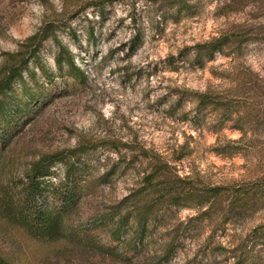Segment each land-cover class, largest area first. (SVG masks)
<instances>
[{
	"label": "rangeland",
	"instance_id": "1",
	"mask_svg": "<svg viewBox=\"0 0 264 264\" xmlns=\"http://www.w3.org/2000/svg\"><path fill=\"white\" fill-rule=\"evenodd\" d=\"M223 1L190 0L195 8L187 15L165 0H0V80L19 64L18 54L29 57L37 45L22 78L0 94V194L16 193L41 159L67 150L80 147L77 158L85 168L81 199L66 212L65 237L33 238L0 216V258L10 264H233L216 246L236 244L264 221V212L222 228L216 210L192 219L199 214L196 201L176 203L159 188L138 210L136 198L125 200L147 166L142 147L169 163L171 178L192 176L200 187L250 177L247 157L212 151L218 138L241 136L232 129L235 114L222 121L219 134L185 117L196 112L191 94L209 88L238 94L237 73L263 70L264 49L234 45L202 69L173 71L167 64L184 48L252 17L248 11L223 15ZM180 97L185 100L176 106ZM221 110L207 108V122L220 119ZM51 168L56 180L63 178L64 165ZM106 172L108 180L97 184ZM46 202L61 208L52 191ZM146 203L160 217L140 236L136 218ZM174 240L177 249L166 257Z\"/></svg>",
	"mask_w": 264,
	"mask_h": 264
},
{
	"label": "trees",
	"instance_id": "2",
	"mask_svg": "<svg viewBox=\"0 0 264 264\" xmlns=\"http://www.w3.org/2000/svg\"><path fill=\"white\" fill-rule=\"evenodd\" d=\"M165 1L170 8L178 6L180 13L186 11L187 15L193 14L195 6L190 4V0ZM218 10L223 15L228 13L226 10L242 13L248 11L252 17L226 34L186 47L178 56H171L167 63L170 69L173 71L185 67L202 69L217 55L224 54L234 45L235 49H242L244 43L264 49V0H224ZM32 40L35 38L28 40V46ZM31 48L33 50L29 52V57H26L27 54H22V51L17 55L20 57L19 64L9 70L7 77L0 80V94L14 83L16 77L22 78L23 68L28 66L37 45L32 44ZM56 59V64L61 67L63 63L61 56ZM231 59L236 62L237 56L234 55ZM237 74L240 77L238 78L240 89L238 94L230 96L224 91L213 88L203 93H195L194 98L191 94V98L188 99L197 101V108L194 115L187 118L188 114H186L185 119L196 128H206L214 134H219L222 131L220 128L222 121L235 114L236 120L232 129L239 131L241 136L238 139L218 138L212 151L226 157L237 155L247 157L250 177L229 184H204L200 187L194 184L192 176L171 178L169 163L161 155L157 153L151 155V152L142 147L140 155L146 159L147 166L143 176L136 181V187L131 189L125 199L136 198V210L151 190L159 188V192H163L165 196H171L176 203L196 201L195 207L198 208L199 214L192 219L203 220L216 210L222 228L239 226L264 212V69L259 72L250 70L249 73L238 72ZM79 76L85 78L81 71ZM183 100L185 99L180 97L176 106H180ZM207 108H211L212 111L222 109L221 118L215 123L207 122L210 114L206 111ZM79 148L41 159L26 175L25 181H21L18 186L19 191L1 193L0 216L24 228L33 238L49 242L63 239L66 212L73 210L82 196L79 190V179L85 168L81 165L80 158H77ZM56 162L64 165L66 169L60 180L53 177L55 173L51 167ZM110 175L111 172L104 173L96 180L97 184L106 182ZM51 191L56 194L61 208H53L47 204L46 195ZM146 204L143 206L144 211L138 212L140 214L136 218L140 236L144 235L151 226L156 225L160 217L158 215L160 211L155 214L151 205ZM122 220L126 222L127 218L124 217ZM122 220L116 224L117 230L123 228L125 222ZM142 239L143 236L139 239L140 245L143 242ZM176 249L174 240L168 246L166 257H170ZM216 250L225 261L233 260V264H264V221L246 233L244 238L236 244L230 247L218 244ZM0 264L10 263L0 258Z\"/></svg>",
	"mask_w": 264,
	"mask_h": 264
}]
</instances>
